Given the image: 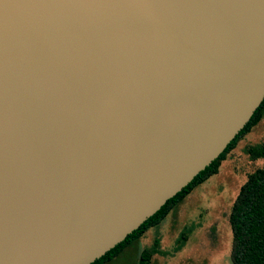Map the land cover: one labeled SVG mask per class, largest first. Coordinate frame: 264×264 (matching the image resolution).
I'll use <instances>...</instances> for the list:
<instances>
[{
  "label": "water",
  "instance_id": "obj_1",
  "mask_svg": "<svg viewBox=\"0 0 264 264\" xmlns=\"http://www.w3.org/2000/svg\"><path fill=\"white\" fill-rule=\"evenodd\" d=\"M264 101V0H0V264H92Z\"/></svg>",
  "mask_w": 264,
  "mask_h": 264
},
{
  "label": "rangeland",
  "instance_id": "obj_2",
  "mask_svg": "<svg viewBox=\"0 0 264 264\" xmlns=\"http://www.w3.org/2000/svg\"><path fill=\"white\" fill-rule=\"evenodd\" d=\"M263 141L264 117L228 154L218 175L108 264H139L142 251L153 248L156 239L164 242L159 241L153 264H232L229 215L248 175L264 164L262 159L252 160L247 149Z\"/></svg>",
  "mask_w": 264,
  "mask_h": 264
},
{
  "label": "trees",
  "instance_id": "obj_3",
  "mask_svg": "<svg viewBox=\"0 0 264 264\" xmlns=\"http://www.w3.org/2000/svg\"><path fill=\"white\" fill-rule=\"evenodd\" d=\"M264 117V101L257 109L250 122L228 146L221 156L202 171L183 191L170 199L163 208L149 218L139 229L130 234L105 256L92 264H108L119 257L127 248L140 241L149 230L158 227L177 206L182 204L198 187L220 172L222 162L227 158L240 140L256 127ZM252 160L264 161V141L260 145L247 149ZM229 222L233 235L232 264H264V164L248 175L233 203ZM159 241L153 248H146L140 255L139 264H153Z\"/></svg>",
  "mask_w": 264,
  "mask_h": 264
},
{
  "label": "crops",
  "instance_id": "obj_4",
  "mask_svg": "<svg viewBox=\"0 0 264 264\" xmlns=\"http://www.w3.org/2000/svg\"><path fill=\"white\" fill-rule=\"evenodd\" d=\"M167 219H168V217H167L165 220H167ZM165 220H164V221H165ZM159 226H160V225H159ZM156 240H158V241H160V242H162V243L164 242L163 239H156ZM161 240H162V241H161Z\"/></svg>",
  "mask_w": 264,
  "mask_h": 264
}]
</instances>
